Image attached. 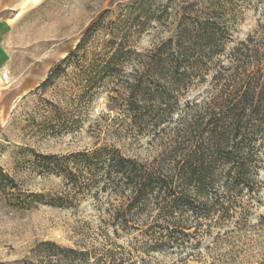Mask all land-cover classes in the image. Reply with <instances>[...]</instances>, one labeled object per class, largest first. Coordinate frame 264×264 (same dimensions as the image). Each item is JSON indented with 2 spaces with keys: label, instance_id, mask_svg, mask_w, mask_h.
<instances>
[{
  "label": "rangeland",
  "instance_id": "obj_1",
  "mask_svg": "<svg viewBox=\"0 0 264 264\" xmlns=\"http://www.w3.org/2000/svg\"><path fill=\"white\" fill-rule=\"evenodd\" d=\"M207 3L222 8L226 49L264 39V0H27L2 14L8 19L3 86L30 77L43 85L0 110V264H49L52 244L88 254V264L112 258L122 264H264V162L254 191L233 205L234 216L200 222L198 230L185 232L180 248L161 253H144L152 245L145 218L109 219L124 211L126 190L109 195L89 185L73 191V161L80 154L103 150L140 164L169 158L175 123L206 101L212 71H195L191 82L173 90L169 110L133 126L127 94L140 76L135 55L171 37L183 9ZM151 9L161 19L133 28L136 15ZM258 45L264 55V42ZM120 47L130 61L105 67ZM50 156L56 160L47 165L43 158ZM100 256L106 259L96 263ZM58 264H73V256Z\"/></svg>",
  "mask_w": 264,
  "mask_h": 264
},
{
  "label": "trees",
  "instance_id": "obj_2",
  "mask_svg": "<svg viewBox=\"0 0 264 264\" xmlns=\"http://www.w3.org/2000/svg\"><path fill=\"white\" fill-rule=\"evenodd\" d=\"M221 11L212 3L190 5L176 16L171 37L135 55L133 66L140 76L127 94L133 126L169 110L173 90L191 82L195 71H212L206 101L175 123L172 146L165 153L169 158L140 164L100 150L73 161V191L89 185L109 195L126 190L124 211L109 219L126 222L131 214L145 218L150 231L145 236L152 244L146 254L180 248L185 232L198 230L200 222L234 216L233 205L254 191L264 162V55L263 45H258L264 39H247L226 49ZM155 14L151 9L136 15L133 28L141 31L147 22H158L161 16ZM126 61L127 52L120 47L105 67ZM43 160L48 165L56 158ZM50 246L49 264L72 256L73 264L90 260L88 254ZM102 258L106 256L96 263ZM109 261L122 264L115 258Z\"/></svg>",
  "mask_w": 264,
  "mask_h": 264
},
{
  "label": "crops",
  "instance_id": "obj_3",
  "mask_svg": "<svg viewBox=\"0 0 264 264\" xmlns=\"http://www.w3.org/2000/svg\"><path fill=\"white\" fill-rule=\"evenodd\" d=\"M27 0H0V110L6 111L11 108L24 96L33 91L42 80L30 77L21 79L18 82L3 86L6 76L4 71L7 64V52L3 47V37L8 25V19L2 16L5 12H15Z\"/></svg>",
  "mask_w": 264,
  "mask_h": 264
}]
</instances>
